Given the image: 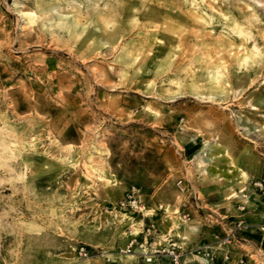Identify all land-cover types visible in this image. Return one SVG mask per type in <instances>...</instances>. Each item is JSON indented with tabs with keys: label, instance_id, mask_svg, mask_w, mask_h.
<instances>
[{
	"label": "rangeland",
	"instance_id": "1",
	"mask_svg": "<svg viewBox=\"0 0 264 264\" xmlns=\"http://www.w3.org/2000/svg\"><path fill=\"white\" fill-rule=\"evenodd\" d=\"M42 1L0 0V264H173L171 245L180 264H264V0H179L194 20L162 23L172 39L139 14L113 39L103 1ZM134 187L143 212L120 205Z\"/></svg>",
	"mask_w": 264,
	"mask_h": 264
},
{
	"label": "bare ground",
	"instance_id": "2",
	"mask_svg": "<svg viewBox=\"0 0 264 264\" xmlns=\"http://www.w3.org/2000/svg\"><path fill=\"white\" fill-rule=\"evenodd\" d=\"M64 1L65 0L42 1L41 7L45 9H49L52 7L55 8L57 5H63ZM99 1L105 2V5L104 7L102 6L100 8L101 11L97 14L98 16L97 22H99L102 26H104L103 31H105V33H107V29L111 27V29L108 31V34L112 36L113 39H116L120 37L123 33L130 31L134 26L137 27L146 26L144 23L139 22V20H136V22H134V19L137 17L138 14L143 15L145 18H150L151 19L150 26L157 28L156 31H150L149 33L150 35L154 36L155 35L154 32H160L161 35H163L164 37L169 36L170 39H172V37L174 36L175 28L173 32L172 27L164 28L162 27V23L167 22L168 24H173V23L177 24L179 22L181 24L182 23L185 24L194 20L192 14H189L187 12V7H185V5L181 3L179 0H166V2L161 6L149 5L148 1L151 0H123V2H120L118 4L116 3L111 4V2H107L106 0H99ZM103 2L102 4H104ZM135 7H136V11H135ZM166 8H168L169 10L168 9L165 10ZM155 13H160V17L158 18L155 17L154 16ZM108 15L111 17H108ZM62 26L67 30H73L75 27L73 23H70L68 20H64V19L62 20ZM234 31H236V33L240 35H243V30L240 26H236L234 28ZM257 56H258L257 52L255 51L248 52L242 58L243 63H246L248 66H250L252 63L256 62ZM207 77L210 83V84L208 83L210 88L218 87L221 84L220 83L221 81L219 80L220 77L215 75L207 76ZM170 82L175 83L179 87L182 86L181 81L177 78L170 79ZM189 85L193 89L192 93L197 94V86H194V81H192ZM168 90L173 91L169 88ZM4 142L0 140V145L6 146V141ZM9 145L10 144H8V147H10ZM2 150L5 149H0V152H2ZM1 156L2 155L0 154V157Z\"/></svg>",
	"mask_w": 264,
	"mask_h": 264
},
{
	"label": "built area",
	"instance_id": "3",
	"mask_svg": "<svg viewBox=\"0 0 264 264\" xmlns=\"http://www.w3.org/2000/svg\"><path fill=\"white\" fill-rule=\"evenodd\" d=\"M254 184L257 188H261L264 191V181L255 182ZM176 185H177L178 190L181 193L188 194L189 197H191L194 200L196 208L200 209L202 207V204H201L202 199H201L200 193L198 191L193 190V187L190 184V181L186 177H180L177 180ZM135 192H136V188L134 187L132 190V193L128 195V198L121 201L120 205L122 208L130 207L132 209H136L140 212H143V210L145 209V206L141 205V203L137 200V198L135 197ZM185 207L186 205H184V208L182 209V211H179V212H180V218L184 222H187L188 220L192 218V216H191V212L189 211V209ZM240 210L244 211L245 208L241 207ZM243 226H244L243 220L241 218L238 219V227L241 230H243ZM153 229H155V225L152 223L148 227L147 231L151 232ZM132 245L133 243L129 246L128 251H131ZM78 254H79V257H81L82 259H88L91 256V250L87 248L86 246H80L78 248ZM168 255H170V259L173 262V264H180L181 253L178 251V248L175 245H171L170 250H168Z\"/></svg>",
	"mask_w": 264,
	"mask_h": 264
},
{
	"label": "crops",
	"instance_id": "4",
	"mask_svg": "<svg viewBox=\"0 0 264 264\" xmlns=\"http://www.w3.org/2000/svg\"><path fill=\"white\" fill-rule=\"evenodd\" d=\"M206 143H208V142H206ZM206 143H205V146H204V148H203V150H202V152H204L208 147H209V145H206ZM210 144V143H209ZM208 146V147H207ZM257 158L256 157H253V161L252 160H250V161H245V160H243V167H247V168H251L252 167V165L254 164V163H256L257 162ZM241 171H242V176H244L243 174H244V171L241 169ZM246 173V172H245ZM245 176H247L248 178H249V176H248V174L246 173V175ZM209 189H207L208 191L207 192H205V194H207V196H208V193H210V194H212L213 195V197L214 198H217L218 199V197H220V196H224L226 193H228V192H230L231 191V189H232V187L231 188H229V187H226V186H224V187H220V186H215V185H213V186H211V187H208ZM221 194V195H220ZM216 202H218L219 203V201L218 200H215ZM212 203V202H211ZM256 209V208H255ZM254 216V215H253ZM257 217H251L250 218V221L249 222H251V220H253V219H256ZM253 224H258V223H253ZM192 228L196 231H198V230H200L201 229V225H193L192 226Z\"/></svg>",
	"mask_w": 264,
	"mask_h": 264
}]
</instances>
